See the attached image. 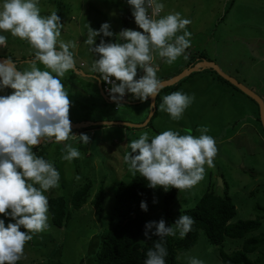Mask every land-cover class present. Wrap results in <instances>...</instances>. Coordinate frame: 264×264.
I'll list each match as a JSON object with an SVG mask.
<instances>
[{
    "label": "rangeland",
    "instance_id": "1",
    "mask_svg": "<svg viewBox=\"0 0 264 264\" xmlns=\"http://www.w3.org/2000/svg\"><path fill=\"white\" fill-rule=\"evenodd\" d=\"M164 4L162 15L179 12L191 20L187 30L192 35L191 46L185 53L186 59L182 56L168 65L157 56L155 63L159 65V79L166 80L177 75L202 54L204 60L214 62L223 73L254 91L264 102V0H164ZM39 7L41 15L47 16L56 11L60 16L63 24L60 39L78 42L75 49L77 65L82 63L86 66V71L91 69L92 61L99 58L84 43L86 24L93 30H98L101 24L107 22L114 34L112 37H103L102 34L97 36L93 47L99 44L101 38L106 43L116 42V35L122 29L142 31L135 24L126 0H40ZM3 34L7 37V46L0 48V56L20 59L34 55V49L27 41L7 32ZM27 62H18L17 69L30 70ZM37 66L41 70H49L42 64ZM143 74L142 69H137V76ZM192 75L194 79L191 84L194 81L193 88L195 90L196 86L198 90L193 103L179 121L172 120L158 105L157 114L146 127L110 125L93 129L89 126L84 130L72 129L76 135L85 133L90 137L87 145H81L76 139L56 143L46 139L41 141L40 144L49 143L43 156L54 164L61 177L59 187L45 193L48 199L62 196L69 203L73 192L90 182L91 194L100 185L104 188L103 211L97 216L89 199L79 210L71 212V218L61 228L55 227L49 216V228L34 234L26 242L25 257L17 264H44L50 260L77 264L80 259H83V264H93L100 233L107 227L110 219L118 183L128 182L139 174L129 171L123 159L130 151L131 142L139 139L143 133H148L151 139L169 129L182 135L190 130L191 135L199 136L198 129L206 127L207 135L216 141L218 153L214 159L215 166H205L204 179L190 189L180 190L167 213L162 199L165 191L162 187H157L154 190L153 207L146 211L149 221L164 219L166 225H170L167 216L176 218L183 210L192 208L207 189H211L216 194H227L231 198L237 209L232 220L261 218L260 228L250 235L264 236V135L258 118V105L234 89V86L221 84L213 76L203 83L202 79L195 78L199 74ZM61 80L69 94V119L73 123L78 122V116L86 115L83 113H88L87 117L98 114L91 119L93 121L121 120L139 124L147 119L148 102L134 101L131 93H127L128 97L119 103H109L101 95L96 102L94 98H99V91L93 78L82 77L70 71ZM191 84L188 80L177 91L185 89L181 92L186 93V89H191ZM12 91L10 88L0 89V95L6 96ZM169 92V89L164 90L161 100ZM208 93H212L213 97L205 103ZM142 112L144 116H141ZM206 119L209 120L208 125L202 124ZM65 144L78 148L81 153L79 158H74L71 162L63 160ZM219 178L222 186L219 185ZM0 219L5 220L6 226L13 222L3 214H0ZM21 231L24 229L21 228ZM143 232L138 237L140 244L146 241ZM241 243L242 239H225L223 250L232 252L240 248ZM256 255H264V243L260 251L257 250L250 258L253 259ZM189 257L201 259L204 264H221L219 247L208 243L203 232H200L194 247L176 255L177 261L184 264H188Z\"/></svg>",
    "mask_w": 264,
    "mask_h": 264
},
{
    "label": "clouds",
    "instance_id": "2",
    "mask_svg": "<svg viewBox=\"0 0 264 264\" xmlns=\"http://www.w3.org/2000/svg\"><path fill=\"white\" fill-rule=\"evenodd\" d=\"M126 2L142 31L122 29L116 42L106 43L101 38L93 47L97 36L114 34L107 22L98 30L86 24L84 43L99 57L92 61L90 75L99 79L101 89L102 81L111 85L109 96L103 92L109 101L119 103L126 93H131L133 99L141 102L151 97L154 105L161 90L155 60L158 56L171 65L182 56L187 58L192 35L187 26L191 20L179 12L162 15L164 0ZM39 4L40 0H0V48L7 46L3 34L7 32L34 49V56L27 62L30 70H18L10 58L0 61V89L13 90L9 95H0V214L13 221L6 226L5 220L0 219V264H17L25 257L26 242L50 226L45 193L59 187L60 172L51 161L37 156L33 146L45 139L54 143L76 139L81 145L90 141L87 134L72 132L69 94L61 80L67 72H83V64L77 65L76 61L78 42L61 40L60 16L56 11L41 15ZM38 64L50 71L41 70ZM137 69L144 74L134 79ZM194 99V95L175 91L163 96L159 107L172 120L179 121ZM108 126L106 122L105 127ZM198 131L200 135L193 136L190 130L182 135L169 129L151 139L143 133L131 142L123 159L129 171L139 173L149 188L162 187L165 192L170 188L190 189L204 179L205 166H215L218 153L215 139L207 135L208 129L200 127ZM64 153L62 159L68 162L81 154L71 144L64 145ZM140 208L147 211V203L141 201ZM193 224V218L186 214L178 216L171 225H166L164 219L146 222L145 239L155 236L159 240L147 251L144 264H165V238L177 233L184 238ZM188 264L204 262L189 257Z\"/></svg>",
    "mask_w": 264,
    "mask_h": 264
},
{
    "label": "trees",
    "instance_id": "3",
    "mask_svg": "<svg viewBox=\"0 0 264 264\" xmlns=\"http://www.w3.org/2000/svg\"><path fill=\"white\" fill-rule=\"evenodd\" d=\"M33 56L34 55L27 58L22 57L20 59L12 57L6 58H10L15 64H18V62L22 63L29 61ZM200 60H204L202 54L199 58L194 59L190 65ZM194 73L199 74L196 75L195 78L198 77L202 79L203 83H206L205 80L213 76L215 80L221 84H228L230 85L229 87H233V85L210 68ZM192 74L193 73L183 78L175 85L160 90L155 100L156 109L152 118L157 114V106L161 104V93L167 89L170 91L169 94L175 92L182 84H186L188 80L191 84V80L194 79V75ZM193 85L194 81L190 85L191 89H186V94L196 95L198 89H196L195 86L194 90ZM225 88L227 89L228 87ZM233 88L236 89L235 87ZM184 90L185 89H182L180 91ZM236 90L238 91V89ZM249 99L251 100V98ZM114 109H116V107H114ZM150 121L148 125H150ZM98 127L100 126H92L91 128ZM260 127L264 135L262 126L260 125ZM47 144L49 143L43 142L42 144L36 145L33 147V151L37 156H42L44 158L43 154ZM91 187L92 185L90 182L81 185L73 192L69 203H67L62 196L49 198V216L51 223L55 227H63L71 218V212L79 210L89 199V203L94 207L96 215L100 216L103 211L102 203L105 199V191L100 185L98 190L94 194H91ZM224 187H226V185H224ZM155 189L149 188L147 186V181L140 176V174L133 176L128 182L120 181L118 183L114 192L110 219L107 227L100 233L93 264H144L147 258V251L153 248L154 243L158 242L159 238L153 236L152 239L146 240L144 244L138 242L139 235L144 231L145 223L149 221L146 211L141 210L140 203L141 201L146 202L147 209L153 207ZM179 191L180 190L175 188H170L167 192L163 193L162 199L166 213ZM235 212V205L227 194L219 195L211 189H207L197 199L192 208L185 209L177 215L176 218L185 214L191 216L194 220V224L192 230L187 233L184 238H180L178 233L175 236L165 238V246L167 249L165 264H183L177 261V253L184 252L194 247L200 232H203L208 243L219 247V257L222 264H264V255L260 257L256 255L253 259L250 258V255L256 254L257 250L260 251V247L264 243V236L250 235L260 228L261 218L241 219L230 223ZM176 218L167 216L170 225ZM225 239H242L241 247L231 253H227L222 247ZM83 263V259H80L77 264ZM44 264L73 263L50 260Z\"/></svg>",
    "mask_w": 264,
    "mask_h": 264
},
{
    "label": "water",
    "instance_id": "4",
    "mask_svg": "<svg viewBox=\"0 0 264 264\" xmlns=\"http://www.w3.org/2000/svg\"><path fill=\"white\" fill-rule=\"evenodd\" d=\"M4 59H6V57L0 56V61H2ZM209 68L214 70L220 77H222L224 80L228 81L231 85H233L236 89H238L244 95L251 98L258 105L259 119L261 122L262 129L264 131V102H263L262 98L260 96H258L254 91L247 88L246 86H244L243 84H241L240 82L235 80L234 78L223 73L214 62H208L207 60L197 61L193 65L185 68L183 71H181L177 75H175L169 79H166V80H161V89L175 85L176 83L181 81L183 78L189 76L191 73L198 72V71H201L204 69H209ZM74 73L78 74L82 77H91V78L94 77L92 75L85 74L80 70H77ZM94 80L97 81V88H98L100 95L103 97V99H105L109 103H114L113 101H109L107 99V97L105 96V94L103 93L99 79L95 78ZM155 100H156V98H155ZM148 102H149L148 116H147V119L143 123L131 124V123L123 122V121H82V122H77V123L71 122L72 129H85L89 126H105L106 122L108 123L109 126L110 125H119V126H124V127H131V128L144 127L148 124V122L150 121V119L153 116V113L156 109L155 102L153 105V99L151 97L148 99ZM218 182H219V185L222 186V182H221L220 178L218 179Z\"/></svg>",
    "mask_w": 264,
    "mask_h": 264
},
{
    "label": "crops",
    "instance_id": "5",
    "mask_svg": "<svg viewBox=\"0 0 264 264\" xmlns=\"http://www.w3.org/2000/svg\"><path fill=\"white\" fill-rule=\"evenodd\" d=\"M84 67L86 68V66L85 65H83V67H82V69H83V72L84 73H86V74H93V72L91 71V69H88L89 71H86V70H84ZM159 72V71H158ZM157 72V73H158ZM137 79H138V76H137ZM162 80V79H161ZM160 80V81H161ZM94 84V86H95V83H93ZM95 88V87H94ZM96 89V88H95ZM92 90V89H91ZM97 90V89H96ZM98 93V92H97ZM94 96H96V95H94ZM200 96V95H199ZM126 97H128L127 96V93H126ZM211 97H213V94L212 93H209V94H207V98H208V100H206L205 101V103L206 102H209V100L211 99ZM100 98H101V96H100V93H99V98L98 97H95L94 98V100L96 101V102H98V100H100ZM134 101H137V102H139L140 100H138V99H135ZM147 102H148V100H146ZM148 110H149V102H148ZM147 110V111H148ZM147 111H146V113H147ZM82 113V112H81ZM83 114H86V115H80V116H78L79 118H78V122H82V121H93V120H91V119H93V117H95V116H97L98 114H95V116H90V117H87L88 116V113H83ZM141 114V116H144V113L142 112V113H140ZM82 116V117H81ZM102 117V116H101ZM113 121H121V120H113ZM212 121H214V120H212ZM123 122H125V121H123ZM128 123V122H127ZM208 123H209V120H203V122H202V124H206V125H208ZM132 124V123H131ZM254 128H257L255 125H254ZM237 209L235 208V211H236ZM235 214H236V212H235ZM235 216V215H234ZM232 220V219H231ZM230 220V222H235L236 220H232L231 221ZM244 220V219H243ZM246 220V219H245ZM225 241V240H224ZM223 244H224V242H223ZM223 247V246H222ZM241 247V246H240ZM239 249V248H238ZM235 251V250H234ZM227 253H231V252H227ZM205 264H211V262L210 263H205ZM213 264V263H212ZM221 264H222V262H221Z\"/></svg>",
    "mask_w": 264,
    "mask_h": 264
},
{
    "label": "built area",
    "instance_id": "6",
    "mask_svg": "<svg viewBox=\"0 0 264 264\" xmlns=\"http://www.w3.org/2000/svg\"><path fill=\"white\" fill-rule=\"evenodd\" d=\"M140 76H138V78H139ZM114 79V78H113ZM110 84H107V83H105V82H103L102 81V89H103V92L105 93V94H107L108 96H109V94H108V88H110ZM126 99V95H125V97L122 99V100H125Z\"/></svg>",
    "mask_w": 264,
    "mask_h": 264
},
{
    "label": "flooded vegetation",
    "instance_id": "7",
    "mask_svg": "<svg viewBox=\"0 0 264 264\" xmlns=\"http://www.w3.org/2000/svg\"><path fill=\"white\" fill-rule=\"evenodd\" d=\"M16 66H17V64H16Z\"/></svg>",
    "mask_w": 264,
    "mask_h": 264
}]
</instances>
